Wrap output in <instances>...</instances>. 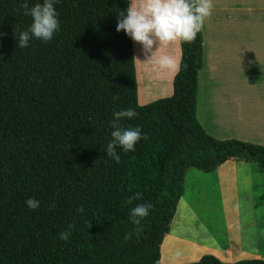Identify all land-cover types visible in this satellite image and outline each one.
Masks as SVG:
<instances>
[{
	"label": "trees",
	"instance_id": "trees-1",
	"mask_svg": "<svg viewBox=\"0 0 264 264\" xmlns=\"http://www.w3.org/2000/svg\"><path fill=\"white\" fill-rule=\"evenodd\" d=\"M22 2L0 0V264H161L190 168L211 173L237 160L264 173V146L216 139L198 120L202 27L181 42L174 94L142 106L134 42L116 31L130 0H57L53 39L20 49L13 30L32 22ZM128 108L137 116L122 127L147 139L135 151L118 147L117 163L105 152L110 121ZM146 203L153 207L137 231L130 209ZM69 225V239H59ZM191 264L226 263L207 255Z\"/></svg>",
	"mask_w": 264,
	"mask_h": 264
},
{
	"label": "crops",
	"instance_id": "crops-1",
	"mask_svg": "<svg viewBox=\"0 0 264 264\" xmlns=\"http://www.w3.org/2000/svg\"><path fill=\"white\" fill-rule=\"evenodd\" d=\"M253 12L252 0H212L202 25L197 115L217 139L264 146V25H252ZM259 12L264 20V10ZM238 19L244 24L237 25ZM134 51L139 104L151 101L141 95L148 79L152 102L171 97L181 42L161 46L156 53L157 58L173 57L177 71L147 62L151 53L146 57L139 44L134 43ZM207 255L226 264L264 260V173L256 163L229 160L211 173L196 168L186 172L184 194L161 246V264H191Z\"/></svg>",
	"mask_w": 264,
	"mask_h": 264
},
{
	"label": "clouds",
	"instance_id": "clouds-1",
	"mask_svg": "<svg viewBox=\"0 0 264 264\" xmlns=\"http://www.w3.org/2000/svg\"><path fill=\"white\" fill-rule=\"evenodd\" d=\"M56 2L57 0H43V3L29 7L28 0H23L20 9H23L25 16L31 17L32 22L27 30L21 31L18 27L13 30L17 48L28 47L33 38L45 43L53 39L54 34L59 31L58 13L54 7ZM211 9L212 0H131L126 12L118 17L116 31L124 32L135 44L141 45L146 57L151 53L147 62L154 63L161 70L177 71L179 66L173 57L161 55L157 58L158 49L175 42L192 43L201 30L204 18L211 14ZM4 35L6 33L0 32V37ZM117 99L119 96H114V100ZM136 116V111L131 108L113 112V120L110 121L112 139L105 152L117 163L120 160L118 147L125 153L135 151L136 144L141 139H147L140 127L125 128L121 125L123 119ZM141 196V193H136L134 198L138 200ZM25 203L28 208L35 210L39 208L40 202L29 198ZM152 207L151 203H146L130 209V222L137 226V231ZM77 211L82 213L84 209L80 207ZM73 228L74 225H69L67 230L60 232L59 239L68 240ZM128 238L126 234L125 239Z\"/></svg>",
	"mask_w": 264,
	"mask_h": 264
},
{
	"label": "rangeland",
	"instance_id": "rangeland-1",
	"mask_svg": "<svg viewBox=\"0 0 264 264\" xmlns=\"http://www.w3.org/2000/svg\"><path fill=\"white\" fill-rule=\"evenodd\" d=\"M252 4H253V20H252V25H264V20L263 18L259 15V10L262 9L264 10V0H252ZM237 25H241L244 24L242 21H240L239 19L236 21ZM249 21H247V25H249ZM145 85H144V90L143 93L141 94L143 97L146 98H150L151 101H149V103L152 102V81L150 79H148V81H144ZM147 103V104H149ZM219 136H221V138H226L227 135H221L222 133H218ZM217 139V138H216ZM219 139V138H218ZM220 140V139H219ZM190 182L186 180V189L188 188V192L190 191Z\"/></svg>",
	"mask_w": 264,
	"mask_h": 264
}]
</instances>
